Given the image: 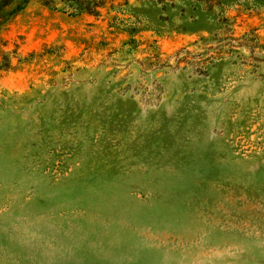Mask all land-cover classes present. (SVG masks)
<instances>
[{
  "label": "rangeland",
  "instance_id": "rangeland-1",
  "mask_svg": "<svg viewBox=\"0 0 264 264\" xmlns=\"http://www.w3.org/2000/svg\"><path fill=\"white\" fill-rule=\"evenodd\" d=\"M0 0V264H264V0Z\"/></svg>",
  "mask_w": 264,
  "mask_h": 264
},
{
  "label": "trees",
  "instance_id": "trees-1",
  "mask_svg": "<svg viewBox=\"0 0 264 264\" xmlns=\"http://www.w3.org/2000/svg\"><path fill=\"white\" fill-rule=\"evenodd\" d=\"M69 2L70 7L80 8L88 12L97 13V6L104 5L106 0H64Z\"/></svg>",
  "mask_w": 264,
  "mask_h": 264
}]
</instances>
